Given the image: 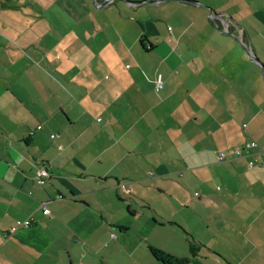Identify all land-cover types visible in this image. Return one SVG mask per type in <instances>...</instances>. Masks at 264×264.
Returning a JSON list of instances; mask_svg holds the SVG:
<instances>
[{"label":"crops","instance_id":"crops-1","mask_svg":"<svg viewBox=\"0 0 264 264\" xmlns=\"http://www.w3.org/2000/svg\"><path fill=\"white\" fill-rule=\"evenodd\" d=\"M186 1L0 0V264H264V0Z\"/></svg>","mask_w":264,"mask_h":264},{"label":"built area","instance_id":"built-area-1","mask_svg":"<svg viewBox=\"0 0 264 264\" xmlns=\"http://www.w3.org/2000/svg\"><path fill=\"white\" fill-rule=\"evenodd\" d=\"M170 29V28H169ZM171 30V29H170ZM228 30V29H227ZM155 84V89L157 92L163 90L165 88V81L162 77V75H158L154 81ZM43 127L40 125L38 127L37 130L42 129ZM31 136H34V132L30 133ZM55 137V135L53 136ZM259 149V146L257 144L256 141H252L250 142L246 149L241 150V149H237V150H233V152L228 153L226 151H220L218 153V160L219 162H224V161H229L231 159H235V158H242L244 156V153L246 154L247 157H251V161H249V168H253L254 166L258 165L261 162V153L257 152ZM50 172L47 168V166L42 165L41 168H39L38 170V179H39V184L41 185H46L47 180L50 178ZM120 189H122L123 191L128 192L129 188L126 184H122L118 186ZM48 204H43L41 205V208L43 209V214L44 215H49L50 214V210L47 207ZM31 219H25V220H20L17 221L16 224L11 227L7 232H5L3 234V238L5 240H7L10 236H13L14 234H16L21 228H26V227H30L31 226Z\"/></svg>","mask_w":264,"mask_h":264},{"label":"trees","instance_id":"trees-1","mask_svg":"<svg viewBox=\"0 0 264 264\" xmlns=\"http://www.w3.org/2000/svg\"><path fill=\"white\" fill-rule=\"evenodd\" d=\"M230 32H233L229 29ZM191 256L195 257L199 253V246L196 244L193 238L189 240ZM152 256L162 262V264H189L190 260L188 258H178L176 256L170 255L163 250L157 248H151Z\"/></svg>","mask_w":264,"mask_h":264},{"label":"water","instance_id":"water-1","mask_svg":"<svg viewBox=\"0 0 264 264\" xmlns=\"http://www.w3.org/2000/svg\"><path fill=\"white\" fill-rule=\"evenodd\" d=\"M94 1H95L96 4H100L101 6H105V5L109 4V3H112L114 0H106L105 2H100V0H94ZM172 1H186V0H172ZM152 2H154V1H152ZM186 2H188V1H186ZM129 3H130V2H129ZM147 3H150V2H147ZM155 3H156V2H155ZM188 3H189V2H188ZM191 3H192V2H191ZM130 4H138V3H130ZM217 17H218V15H216L215 12H213V13L211 14V18H212V20H214V22H215V23L218 25V27H219V24H218V22H217V20H216ZM226 32H227L228 34H230V36L233 37L235 40H237V41L241 44L242 48H244L245 52H246V53L249 55V57L252 59V61L258 63L259 66L264 70V65L259 61L258 56H256V55L254 54L253 51H251V50H249V49L247 48L246 43H245V41L243 40V38L231 34L230 31H226ZM133 203H134V205H135V204H136V201H133Z\"/></svg>","mask_w":264,"mask_h":264},{"label":"rangeland","instance_id":"rangeland-1","mask_svg":"<svg viewBox=\"0 0 264 264\" xmlns=\"http://www.w3.org/2000/svg\"><path fill=\"white\" fill-rule=\"evenodd\" d=\"M190 192H191L190 190H186V194L185 195L187 196ZM192 193H194V192H192Z\"/></svg>","mask_w":264,"mask_h":264}]
</instances>
